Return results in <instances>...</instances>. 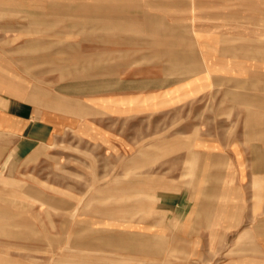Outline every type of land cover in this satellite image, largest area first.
Wrapping results in <instances>:
<instances>
[{
  "label": "rangeland",
  "instance_id": "obj_1",
  "mask_svg": "<svg viewBox=\"0 0 264 264\" xmlns=\"http://www.w3.org/2000/svg\"><path fill=\"white\" fill-rule=\"evenodd\" d=\"M257 58L264 0H0V74L22 82L19 65L72 109L0 167V264H223L228 244L184 242L171 210L242 138L233 97Z\"/></svg>",
  "mask_w": 264,
  "mask_h": 264
},
{
  "label": "crops",
  "instance_id": "obj_2",
  "mask_svg": "<svg viewBox=\"0 0 264 264\" xmlns=\"http://www.w3.org/2000/svg\"><path fill=\"white\" fill-rule=\"evenodd\" d=\"M21 61L24 63V58ZM241 62L250 64L247 65L250 67L264 68L263 59ZM19 69L18 65L16 75L24 78L22 82L0 74L2 168L11 157H30L71 124V116L58 111L72 109H58L55 93L42 87L40 76L31 80L23 77ZM262 72V75L251 79L248 77L247 85L242 83L241 88L235 87L240 92L239 96L233 97L234 101L239 100L235 106L241 111L242 128L245 120L247 128L242 130V138L228 139V158L212 157L214 161L210 162L220 169L218 174L210 175L215 179L202 186L203 191L198 194L200 199L187 192L171 210L178 226L187 229L184 242L228 244L223 264H264V94L257 98L255 111H248L247 94L249 83L261 84L264 89V70ZM158 82L151 79L150 87L147 86L150 92L168 86ZM231 89L234 87L228 85V91ZM230 100L231 97L228 106ZM206 227L207 235L202 236L201 230ZM199 260L197 264H201Z\"/></svg>",
  "mask_w": 264,
  "mask_h": 264
}]
</instances>
